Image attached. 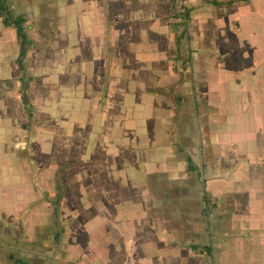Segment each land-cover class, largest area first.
<instances>
[{
	"label": "crops",
	"instance_id": "obj_1",
	"mask_svg": "<svg viewBox=\"0 0 264 264\" xmlns=\"http://www.w3.org/2000/svg\"><path fill=\"white\" fill-rule=\"evenodd\" d=\"M4 1L0 264H264V0Z\"/></svg>",
	"mask_w": 264,
	"mask_h": 264
},
{
	"label": "trees",
	"instance_id": "obj_2",
	"mask_svg": "<svg viewBox=\"0 0 264 264\" xmlns=\"http://www.w3.org/2000/svg\"><path fill=\"white\" fill-rule=\"evenodd\" d=\"M174 2V0H172ZM215 2H217V0H214ZM8 4L7 2H5L4 0H0V17L2 20L3 24H10L13 27L16 28L18 37H19V49L17 52V55L15 57V61H17L20 69L22 71L25 70V63H24V55H25V51L27 48V45L30 41V39L27 37L24 27L22 26V22H23V17L20 16L19 14H12L9 9H8ZM188 12V9L185 8L183 13L184 16L186 15V13ZM29 77H25L23 76V74L20 76V95L22 96V101L24 103L25 106V111L27 112V114H30V103H29V99H28V95H26V85H27V81H28ZM58 189V187H56ZM59 194L58 192L56 193V199L54 200V211L53 213H56L57 209H58V205H59ZM10 256V255H9ZM12 259L19 263V264H26V261L22 258L19 257H12Z\"/></svg>",
	"mask_w": 264,
	"mask_h": 264
},
{
	"label": "rangeland",
	"instance_id": "obj_3",
	"mask_svg": "<svg viewBox=\"0 0 264 264\" xmlns=\"http://www.w3.org/2000/svg\"><path fill=\"white\" fill-rule=\"evenodd\" d=\"M56 187H58V186H55V189H57ZM59 188L60 187H58V191H60L61 192V189L59 190ZM59 192V196H60V198H59V205H60V201H61V193ZM54 197H56V194H54ZM54 203V202H53ZM58 211H59V206H58ZM56 220H57V218H56ZM55 220V221H56ZM55 224H58V226H59V223L56 221L55 222ZM56 226V225H55ZM60 228V227H59ZM59 230H61V229H59ZM15 243L16 244H10V245H3L2 246V248H1V250H2V252H3V259H4V261H7V259L9 258V255H18L19 257H21V258H23L25 261H26V263L28 262V261H30L31 259H32V256H31V254L33 253V252H35V258H42V257H45L44 256V251L42 250V249H39V248H36V250H34V248H33V250H30V248H32L33 247V245H32V247H31V245H23V244H25V243H22V242H19L18 240L17 241H15ZM20 243V244H19ZM86 245L87 244H79V246H82L83 247V249L86 247ZM75 250V249H74ZM57 251V250H56ZM56 251H55V245H54V248L52 249V252H51V254L52 255H50V256H52V258L53 259H55L54 257H53V255L54 254H57L56 253ZM72 251H73V249H72ZM101 251H103V250H101ZM92 249H91V245L89 246V248L87 249V253H89L90 255H91V257H92ZM37 254V255H36ZM47 255H48V253H46ZM47 257V256H46ZM102 258V257H101ZM59 262V261H58ZM57 261H56V264L58 263ZM100 262V259H97V261L96 262H93V259H92V263L91 262H89L90 264H100L99 263ZM101 263H103V264H106V261H103V262H101ZM53 264H55L54 263V261H53ZM78 264H80V263H78Z\"/></svg>",
	"mask_w": 264,
	"mask_h": 264
}]
</instances>
